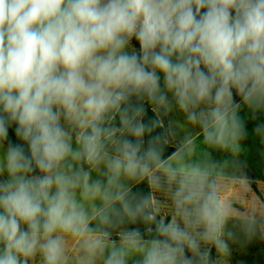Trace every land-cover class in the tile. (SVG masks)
Here are the masks:
<instances>
[{"label": "clouds", "instance_id": "obj_1", "mask_svg": "<svg viewBox=\"0 0 264 264\" xmlns=\"http://www.w3.org/2000/svg\"><path fill=\"white\" fill-rule=\"evenodd\" d=\"M174 109L221 150L251 123L264 156V0H0V264H70L67 236L79 264L230 255L205 170H165L172 216L133 190L159 186L167 133L146 117Z\"/></svg>", "mask_w": 264, "mask_h": 264}, {"label": "rangeland", "instance_id": "obj_2", "mask_svg": "<svg viewBox=\"0 0 264 264\" xmlns=\"http://www.w3.org/2000/svg\"><path fill=\"white\" fill-rule=\"evenodd\" d=\"M165 142L178 149L179 154L170 162L167 169L182 174L193 167L205 170L209 182L216 186V194L222 206H226L230 216L229 230L237 236L231 244V254L224 255L213 251L214 264H264V156L260 142L250 134L236 150H221L203 140L197 125L186 120L178 110L158 114ZM159 186L150 188L157 218L172 216L175 213L170 195L167 172L156 171ZM94 175H96L94 173ZM142 193V192H139ZM243 220L254 222L255 233L250 238L241 235L239 223ZM144 231V224H139ZM77 256H71L70 264ZM135 256H130L129 264ZM35 264V263H34ZM76 264H79L77 259Z\"/></svg>", "mask_w": 264, "mask_h": 264}, {"label": "crops", "instance_id": "obj_3", "mask_svg": "<svg viewBox=\"0 0 264 264\" xmlns=\"http://www.w3.org/2000/svg\"><path fill=\"white\" fill-rule=\"evenodd\" d=\"M172 146V145H171ZM174 147V146H172ZM179 154V151H177L174 156H172L170 159H168L167 161H165L163 164H162V167L160 168H157L156 171L158 170H166L167 169V166L170 165V162L172 160H174L176 158V156ZM174 171H177L175 168L173 169ZM94 175V173H93ZM95 176V175H94ZM142 182V181H134V182H131L133 184V189L138 186V184ZM86 206L89 207V209L91 210V207H92V204L93 203H98V201L96 202H92V201H86ZM95 220L92 221V223L94 222ZM96 224V222H94ZM93 223V224H94ZM139 224H136V225H127V227H137L140 229V227L138 226ZM95 226V225H94ZM120 229H115L113 230L112 232V235L114 237H117V232L119 231ZM65 242H66V248H67V252H68V255L71 257L74 253H77V255H80V248H79V245H80V239L79 238H74V237H71V236H67L65 238ZM117 243H119V240L117 241ZM79 256H77L75 258V260L73 261V264H76L77 262V259H78ZM71 262V260H70ZM35 262H33L34 264Z\"/></svg>", "mask_w": 264, "mask_h": 264}, {"label": "trees", "instance_id": "obj_4", "mask_svg": "<svg viewBox=\"0 0 264 264\" xmlns=\"http://www.w3.org/2000/svg\"><path fill=\"white\" fill-rule=\"evenodd\" d=\"M146 119H150V120L156 121V125H155V131L156 132H161L163 130L162 126H161V122H160L158 116H153L152 113L149 112L147 117H146ZM10 139H12L14 142H16L15 141V137H14V135L12 133V130H10ZM163 146H164V151H163L162 156H161V164H163L165 161H167L172 156H174V154L178 151L177 148L169 146L165 142V138H164V141H163ZM173 150H175V151H173ZM133 190L136 191V192H142V193H145V194L149 193L150 188H149V184H148L147 180L145 179L144 181L140 182L138 184V186H136ZM94 222H96V221H94ZM94 225H95V223L93 224V226ZM146 228H147V226L145 225L143 232H146ZM113 239H116L118 241L117 237L113 236Z\"/></svg>", "mask_w": 264, "mask_h": 264}]
</instances>
